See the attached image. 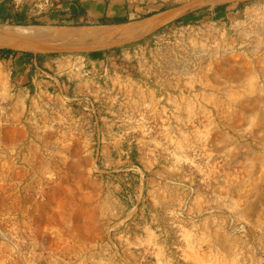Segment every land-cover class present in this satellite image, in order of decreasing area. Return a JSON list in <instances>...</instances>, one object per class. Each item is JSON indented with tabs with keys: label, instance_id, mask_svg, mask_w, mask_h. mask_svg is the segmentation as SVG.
<instances>
[{
	"label": "rangeland",
	"instance_id": "1",
	"mask_svg": "<svg viewBox=\"0 0 264 264\" xmlns=\"http://www.w3.org/2000/svg\"><path fill=\"white\" fill-rule=\"evenodd\" d=\"M82 1L99 25L197 0ZM202 7L98 61L43 52L25 91L0 61V264H264V0Z\"/></svg>",
	"mask_w": 264,
	"mask_h": 264
},
{
	"label": "bare ground",
	"instance_id": "2",
	"mask_svg": "<svg viewBox=\"0 0 264 264\" xmlns=\"http://www.w3.org/2000/svg\"><path fill=\"white\" fill-rule=\"evenodd\" d=\"M233 0H197L156 12L133 22L82 26L0 24V48L9 47L32 52L65 50H99L138 39L180 17L203 3H227ZM182 7V8H180Z\"/></svg>",
	"mask_w": 264,
	"mask_h": 264
},
{
	"label": "trees",
	"instance_id": "3",
	"mask_svg": "<svg viewBox=\"0 0 264 264\" xmlns=\"http://www.w3.org/2000/svg\"><path fill=\"white\" fill-rule=\"evenodd\" d=\"M13 0H3L0 2V23H8L14 25H55V26H82L92 25L88 22V12L90 6L88 3H84L82 0H50L51 5L47 11L40 13L37 17L30 16L26 9H16L12 5ZM244 4L241 2L239 5ZM227 4L214 6L213 10H222L225 13V7ZM207 7H202L195 11H191L187 14L176 18L171 23L182 22L184 24L189 23L195 14L203 11ZM168 7L163 6L159 11L166 10ZM154 14L149 13L142 18L148 17ZM38 17H44L45 20H39ZM216 17V16H214ZM129 22L127 16H120L114 18H108L105 14L100 16L96 24H120ZM170 23V24H171ZM9 52V49H0V52ZM16 53V51H11ZM101 52V51H100ZM31 55L27 53L26 56Z\"/></svg>",
	"mask_w": 264,
	"mask_h": 264
},
{
	"label": "crops",
	"instance_id": "4",
	"mask_svg": "<svg viewBox=\"0 0 264 264\" xmlns=\"http://www.w3.org/2000/svg\"><path fill=\"white\" fill-rule=\"evenodd\" d=\"M3 0H0L2 2ZM221 4V3H218ZM0 49H9V52H0V61H5L6 64L12 65L11 69L18 74L15 85L22 90H27L28 85L36 86L37 83L40 85L44 82V80L38 79L37 75L41 76L40 73L31 74L28 72V69L25 66H30L35 71L36 69L42 71L40 67L46 66L47 64L51 63L52 56L48 53H33L30 50H16L9 47H1ZM11 51H16L13 53ZM27 53H31V55L26 56ZM104 52H100V50H90L87 54L85 59L88 61H98L103 58ZM40 66V67H39ZM44 72V71H42Z\"/></svg>",
	"mask_w": 264,
	"mask_h": 264
},
{
	"label": "built area",
	"instance_id": "5",
	"mask_svg": "<svg viewBox=\"0 0 264 264\" xmlns=\"http://www.w3.org/2000/svg\"><path fill=\"white\" fill-rule=\"evenodd\" d=\"M10 74H11V73H10ZM12 86H13V87H15V86H16V85H15V81L13 82ZM0 92H1V89H0Z\"/></svg>",
	"mask_w": 264,
	"mask_h": 264
}]
</instances>
